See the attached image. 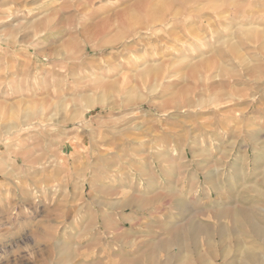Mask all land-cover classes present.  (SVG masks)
Here are the masks:
<instances>
[{"label": "rangeland", "instance_id": "rangeland-1", "mask_svg": "<svg viewBox=\"0 0 264 264\" xmlns=\"http://www.w3.org/2000/svg\"><path fill=\"white\" fill-rule=\"evenodd\" d=\"M0 264H264V0H0Z\"/></svg>", "mask_w": 264, "mask_h": 264}, {"label": "bare ground", "instance_id": "bare-ground-1", "mask_svg": "<svg viewBox=\"0 0 264 264\" xmlns=\"http://www.w3.org/2000/svg\"><path fill=\"white\" fill-rule=\"evenodd\" d=\"M88 6V5H87ZM85 6H83V8H84ZM89 10V9H88ZM168 11V10H167ZM163 12V11H162ZM166 12V11H165ZM171 12V11H170ZM147 13V12H146ZM168 13H169V11H168ZM173 13V12H172ZM148 14V13H147ZM158 14H159V12H158ZM162 14V13H161ZM161 14L159 15V17L161 16ZM172 15V14H171ZM142 17V16H141ZM141 17H139V18H141ZM147 17H148V15H147ZM147 17H145V18H147ZM170 17V16H169ZM149 18V17H148ZM147 18V19H148ZM155 18V17H154ZM156 19H157V17H156ZM171 19H172V17H171ZM139 20V19H138ZM146 20V19H145ZM169 20V19H168ZM143 21V23H144V20H142ZM149 21H150V19H149ZM137 22V21H136ZM160 22V21H159ZM166 22V21H165ZM131 23V22H130ZM138 23V22H137ZM170 23H171V21H170ZM166 24V23H165ZM168 24V23H167ZM139 25V24H138ZM162 25V24H161ZM172 25V24H171ZM136 27V26H135ZM147 27V26H146ZM137 28V27H136ZM139 28H141V27H139ZM153 30V29H152ZM135 32V31H134ZM149 32H150V30H149ZM152 32V31H151ZM145 69V68H144ZM146 70V69H145ZM160 76V75H159ZM155 80H157V77H156V79ZM142 188V187H141ZM211 202V201H210ZM181 205V204H180ZM190 229V228H189ZM177 241V240H176Z\"/></svg>", "mask_w": 264, "mask_h": 264}]
</instances>
